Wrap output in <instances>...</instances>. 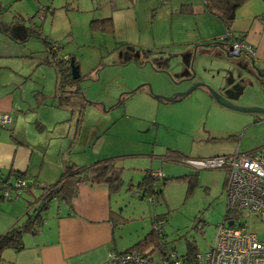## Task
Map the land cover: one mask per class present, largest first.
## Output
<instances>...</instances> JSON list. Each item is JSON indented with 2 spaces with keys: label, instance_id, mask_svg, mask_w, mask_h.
<instances>
[{
  "label": "rangeland",
  "instance_id": "1",
  "mask_svg": "<svg viewBox=\"0 0 264 264\" xmlns=\"http://www.w3.org/2000/svg\"><path fill=\"white\" fill-rule=\"evenodd\" d=\"M91 2L0 0V91L10 90L15 104H22L25 112L18 116L32 133L40 132L38 146L43 147L49 141L53 149L46 155L48 161L60 164L66 158L64 153L75 136L79 119L81 135H76L75 158L85 163L106 154L116 158L117 165L124 169L125 184L114 195L120 196L122 215L128 219L117 227V238L122 234L123 241H132L143 235L151 226L152 216L158 213L164 215L165 239L153 253L155 260L170 251L184 255L187 242L204 251L211 245L217 225L227 215L231 216L223 188L226 170L196 169L183 162L165 161L162 155L172 149L179 151L178 155L201 158L234 152L237 144L240 151L255 149L264 145V123L250 124L248 114L218 106L205 91L193 90L174 102L156 98L155 94L167 96L177 91H172L180 84L172 75V65L157 67L151 61L140 64L117 60L121 51L110 49L107 36L90 29L91 13L85 10L91 9ZM35 23L44 33L30 34L25 40L18 27L24 28L26 34L25 26ZM44 35L47 40L63 45L57 57L73 55L79 67L80 80L67 87L79 90L64 93H70L69 98H62L59 106V74L56 66L47 62L50 53ZM200 61L193 65L194 77L205 78L207 82H202L214 89L217 88L214 82L221 84L226 95L232 91L239 94L228 74H216L214 62ZM36 122L41 126L47 123L50 130L56 123L54 133L47 135V129L39 130ZM67 129L69 137L65 135ZM232 130H236L235 138L227 136ZM97 133L101 136L96 140ZM83 149L85 153H76ZM58 150L61 152L57 153ZM145 169L163 171V176L154 181L152 197L151 193L135 195L140 191L138 182ZM197 172V181H192L190 189L188 177L175 178ZM27 200L33 201L32 196L23 191L19 198L4 201L22 205ZM57 201L53 198L48 210L56 209ZM245 214L241 211L238 220L264 239V221ZM4 215L0 211V231L7 227Z\"/></svg>",
  "mask_w": 264,
  "mask_h": 264
},
{
  "label": "crops",
  "instance_id": "2",
  "mask_svg": "<svg viewBox=\"0 0 264 264\" xmlns=\"http://www.w3.org/2000/svg\"><path fill=\"white\" fill-rule=\"evenodd\" d=\"M92 1L91 9L85 10L91 13L89 21L93 18H111L112 32L101 33L107 36L110 49L118 48L121 51L117 59L121 63L137 61L143 64L151 61L157 67L172 65L171 71L175 80L193 75L194 80L207 82L201 76L194 77L192 68L198 61L210 59L217 65L216 74H228L230 82L239 92H228L226 97L241 104L264 105V0L245 1L236 10L230 30L225 28L219 18L205 11L203 0ZM28 26L30 25L25 26L26 30ZM18 29V33L26 40L24 28L19 26ZM227 34L230 35L229 39L221 41L220 38ZM234 39H241L251 45L254 53L228 55V47ZM175 62L178 64L173 66L172 63ZM187 84L188 81L180 82L172 91L182 90ZM214 85L218 91H222L221 84L214 82ZM193 90L208 92L204 86H196ZM15 102L10 90L0 91V114L10 117L9 123L0 126V187L5 185L3 180L12 182L17 174H22V179L31 183L27 188L29 191H23L30 194L33 201L30 203L27 200V204L22 205L5 202V199L0 201V211L5 214L3 221L6 229L17 220H22L28 208L36 204L35 199L41 195L39 185H51L60 180L64 165L70 162V158L74 157L72 163L82 167L92 163L81 162L75 158L76 135H81L80 119L76 125L75 136L64 153L66 158L58 164L57 161H48L46 155L53 148L49 147V141L43 147L38 146L41 141L40 132L32 133L29 126L22 123L23 119L20 120L18 114L25 111L22 110V104L16 105ZM71 112L74 110L71 109ZM248 115L246 116L250 124L257 122L260 117L256 114ZM55 125L56 123L52 130ZM49 126L47 123L42 126L39 124L37 128L44 130ZM52 130L48 128L47 135L54 133ZM65 135L69 137V129ZM100 136L97 133L95 139ZM227 136L235 138L236 130H232ZM262 146L264 145L260 147ZM236 148L239 150V144ZM60 152L58 150L57 153ZM85 152V149L76 151L80 154ZM228 153L232 152L221 154ZM109 155L106 154L98 160L113 158ZM162 158L165 160V156L162 155ZM119 200L120 196L111 194L105 183L79 182L76 193L69 202L58 199L57 208L53 210H48V205L42 213V221L35 234H24L22 245L18 248L2 250L0 264H108L110 250L123 251L147 232L132 241H123L122 234H118L117 238V227L124 224L114 221L119 216L124 217ZM151 220L152 218L150 223ZM153 253L150 259L159 261L161 257L155 260Z\"/></svg>",
  "mask_w": 264,
  "mask_h": 264
},
{
  "label": "built area",
  "instance_id": "3",
  "mask_svg": "<svg viewBox=\"0 0 264 264\" xmlns=\"http://www.w3.org/2000/svg\"><path fill=\"white\" fill-rule=\"evenodd\" d=\"M50 50L59 53L54 42L50 44ZM241 53L252 55L254 50L241 39L232 40L228 55ZM9 122V115L0 114V126ZM184 162L196 169L226 170L223 188L227 212L231 213V216L227 215L217 225L211 245L204 251L197 250L190 259L178 256L174 251L162 253L157 262L141 252L110 250L108 264H264V239L258 238L245 222L238 220L241 211H245V215L264 221V148L257 147L248 151L236 148L228 154L201 158L185 157ZM152 173L156 176L161 174L159 170ZM25 187L24 179L15 178L0 190V196L9 200L18 198ZM229 221L232 223L229 224ZM161 222L159 220L155 226H159Z\"/></svg>",
  "mask_w": 264,
  "mask_h": 264
},
{
  "label": "trees",
  "instance_id": "4",
  "mask_svg": "<svg viewBox=\"0 0 264 264\" xmlns=\"http://www.w3.org/2000/svg\"><path fill=\"white\" fill-rule=\"evenodd\" d=\"M247 0H203L204 9L206 12L216 16L221 20L223 25L227 30H230L232 23L235 18L236 10ZM90 29L93 32H104V33H111L112 32V21L110 17L105 18H93L89 21ZM30 34H37L41 35V29L39 28L38 24H31L27 27V33L26 36ZM229 39V36L225 35L220 40L221 41H227ZM43 41L48 44V47L53 42L50 39L47 40V36H43ZM56 43V42H54ZM57 49L61 48L63 45L56 43ZM50 53V60L48 63H53V65L56 66L58 70V84H57V90H58V103L59 106L61 104V100L69 98L68 94L72 93L73 91L79 90V88L76 89H70L67 88L68 86H71L76 81L80 80V76L76 79H73L71 76V66L70 63L73 62V64L77 65V61L75 60L73 55L65 54V57L60 55V57L56 56L57 53H55L53 50H50L47 48ZM59 55V54H58ZM137 62V61H136ZM140 63L141 62H137ZM66 92H70L68 94H64ZM82 107V106H81ZM6 125V124H5ZM4 126V125H3ZM39 127V124L37 125ZM177 153H180L177 150L168 149V152L165 155V159L171 162H184V158L187 156L178 155ZM186 164V163H185ZM123 167L117 165L116 158H108L103 160H96L92 163H90L87 166L80 167L72 162H66L61 174L60 180L51 185H39L41 188V195L35 199L36 204L33 206V210L30 211L28 208V211L24 213V217L22 220H17L9 226L6 230L0 233V254L2 250L5 248H18L22 245V238L24 234L30 233L35 234L37 232V226L42 221V213L43 211L48 207L49 202L53 198L61 199L62 201L69 202L73 194L76 193L77 185L81 181H88V182H98V183H105L108 186V189L111 194H114L118 192L122 187L124 186L125 182L122 177L123 173ZM156 170V169H155ZM155 170L145 169L144 175L142 179L138 182V188L140 189L139 193L136 191L135 195L138 194L140 197L144 196L145 193L149 195L150 197L153 196V193H155L154 189V181L156 179H159L163 176V171L159 170L161 172L160 175L156 176L152 172ZM197 173H189L187 175L178 176L175 178H187L190 186H193L192 181H197ZM16 178H23L22 174H17ZM168 180V178H164ZM1 180V179H0ZM163 181V182H164ZM225 181V180H224ZM3 183L5 185L0 187V190L3 187L8 186L11 182L9 180H3ZM31 183H28L26 181V187L24 190H27ZM128 186H131V183H128ZM29 191V189L27 190ZM157 192L161 193V190H158ZM134 194V192L132 193ZM3 200V198L0 196V201ZM31 203V200H29ZM118 214V213H117ZM161 220L159 226H155L158 221ZM114 221H120L124 222L126 221V218L120 217L119 219H114ZM165 223L164 215L162 214H154L152 216L151 220V226L149 230L144 234V236L134 243H132L130 246H128L123 251H136L141 252L145 254L146 256L150 257L153 251H155L156 248L161 247L164 241L165 233L163 230V225ZM187 251L184 255L187 259H190L193 257L195 252L197 251L196 246L194 243L187 242L186 245Z\"/></svg>",
  "mask_w": 264,
  "mask_h": 264
},
{
  "label": "water",
  "instance_id": "5",
  "mask_svg": "<svg viewBox=\"0 0 264 264\" xmlns=\"http://www.w3.org/2000/svg\"><path fill=\"white\" fill-rule=\"evenodd\" d=\"M50 49V46L48 47ZM71 66V76L73 79H76L80 76L78 65L73 64V62L70 63ZM183 81H188L187 86L182 89V90H177L174 93L164 96V95H159L155 94V97H158L164 101H174L178 98L184 97L188 95L196 86H204L209 95L213 98V100L219 104L220 106L227 108L229 110L238 112V113H245V114H256L262 119H258L257 122L259 123H264V105H259V104H252V103H246V104H241L233 101L232 99L228 98L225 96V93L222 91H218L209 85H206L202 81L199 80H194L193 75L190 77L185 76L184 78H181L179 82ZM141 85L135 87L132 89L130 92L135 91L137 88H139ZM151 91V89L149 88ZM232 221H229V224H231Z\"/></svg>",
  "mask_w": 264,
  "mask_h": 264
}]
</instances>
